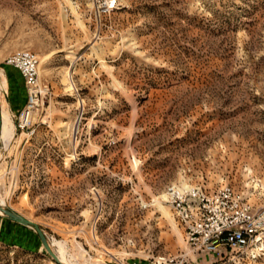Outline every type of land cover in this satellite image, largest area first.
I'll return each mask as SVG.
<instances>
[{
	"label": "rangeland",
	"instance_id": "rangeland-1",
	"mask_svg": "<svg viewBox=\"0 0 264 264\" xmlns=\"http://www.w3.org/2000/svg\"><path fill=\"white\" fill-rule=\"evenodd\" d=\"M114 1L99 14L94 0H0V105L13 124L0 200L71 264H264V237L243 253L192 249L166 202L171 185H230L264 204V0ZM22 49L46 94L20 127L7 95L26 88L5 59ZM0 264L58 263L0 211Z\"/></svg>",
	"mask_w": 264,
	"mask_h": 264
},
{
	"label": "built area",
	"instance_id": "built-area-1",
	"mask_svg": "<svg viewBox=\"0 0 264 264\" xmlns=\"http://www.w3.org/2000/svg\"><path fill=\"white\" fill-rule=\"evenodd\" d=\"M99 14L114 7V0H94ZM5 63L19 70L27 93L26 105L16 114L23 127L32 109L46 94L39 84L38 57L27 49L11 53ZM166 202L181 220L185 237L192 249L212 254L226 250L245 252L264 237V204L255 208L236 194L230 185L212 192L200 186L171 185ZM150 264H186L185 257L157 256Z\"/></svg>",
	"mask_w": 264,
	"mask_h": 264
},
{
	"label": "bare ground",
	"instance_id": "bare-ground-1",
	"mask_svg": "<svg viewBox=\"0 0 264 264\" xmlns=\"http://www.w3.org/2000/svg\"><path fill=\"white\" fill-rule=\"evenodd\" d=\"M45 58L46 57H41L40 58L41 59V62H43L45 60ZM38 72H39V63H38ZM2 77L3 78L0 80V96H1V92H3L4 94H6L5 77L4 76H2ZM61 82L64 85L66 91H71L72 90L73 85H72V82L70 80V75L68 74V72H66L62 76ZM39 84H40V82H39ZM35 109H36V107H34L32 109L30 118H32V115L35 112ZM1 117H2V127H1L0 140L3 139V140H6V141H9L10 138H11L10 137V134H11V131H12V128H13V126H12L13 124H12L11 119H10V112H9V110L4 109L3 106H1ZM0 204L1 205H4L5 203L0 200ZM157 204L164 211V213H166V210H165L166 208L163 206L162 202L157 201ZM50 244L54 247V251H55V253L57 254L59 260L62 263L71 264V262H69V260L66 257V251H65V248H64V246H63V244L61 242L56 241V240H52ZM55 246L57 248H55Z\"/></svg>",
	"mask_w": 264,
	"mask_h": 264
},
{
	"label": "water",
	"instance_id": "water-1",
	"mask_svg": "<svg viewBox=\"0 0 264 264\" xmlns=\"http://www.w3.org/2000/svg\"><path fill=\"white\" fill-rule=\"evenodd\" d=\"M1 127H2V117H1V106H0V135H1ZM0 210L9 219H11L15 222H18L20 224L31 227L36 232V234L38 235L43 248L53 258V260L58 264H65L59 260L57 254L52 249L49 240L45 236L44 232L42 231V229L38 223H36L35 221L23 216L22 214L13 210L11 207H5L4 205L0 204Z\"/></svg>",
	"mask_w": 264,
	"mask_h": 264
},
{
	"label": "crops",
	"instance_id": "crops-1",
	"mask_svg": "<svg viewBox=\"0 0 264 264\" xmlns=\"http://www.w3.org/2000/svg\"><path fill=\"white\" fill-rule=\"evenodd\" d=\"M7 66L9 67L8 68V77L9 78L12 77V79H13L14 78V71H15V76H17V80H18L19 84L22 87H25L23 78H22L19 70L10 66V65H7ZM8 77L6 76L7 84H8ZM11 92H12V94L10 96H9V94L7 95L8 104L15 111H19L20 109H22L24 107L25 103L27 102V93L26 94L24 93L22 95V97H20L19 94L17 95V97H15V95H13V90Z\"/></svg>",
	"mask_w": 264,
	"mask_h": 264
}]
</instances>
